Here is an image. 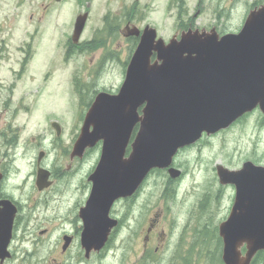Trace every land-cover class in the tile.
Returning <instances> with one entry per match:
<instances>
[{"label":"rangeland","instance_id":"1","mask_svg":"<svg viewBox=\"0 0 264 264\" xmlns=\"http://www.w3.org/2000/svg\"><path fill=\"white\" fill-rule=\"evenodd\" d=\"M81 2L83 8L88 2L91 11L82 35L84 39L92 35L93 29L102 26L104 11L117 13L119 4L117 0H65L58 4L50 0H0V21H7L6 27L0 30V38L8 50L0 66V85H4L0 93V164L4 165L6 160L2 137H18L15 151L8 149V155L16 156L9 162L11 174L4 186L21 206V217L14 225L11 243L13 256L6 264H221L217 225L226 217L233 191L219 186L215 166L236 169L246 160L264 165L260 110L246 114L217 134L203 136L192 146L181 148L173 158L184 171L181 179L167 182L161 169L152 170L135 193L133 202L117 200L112 206V214L124 217L125 223L112 238L110 252L106 257L93 252L89 258L85 257L80 245L82 225L78 209L89 192L87 175L98 160L100 148L88 151L80 161L75 159L69 171L65 169L68 153L88 102L101 90L117 92L123 80L121 61L127 59L129 49L125 47L117 52L110 47L104 51L100 48L65 57L60 44L70 30L76 11L82 8ZM230 3L234 7L228 25L240 28L252 5H260L264 0H222L220 5ZM162 12V8L151 12L150 20L157 19L158 33L162 32L166 39L172 27L170 19L162 23ZM28 47L26 70L18 74L16 70ZM10 88L13 94L9 93ZM7 95H11L10 108L5 101ZM51 121L61 126L60 145L50 151V147H42L49 156L46 162L56 164L66 173L60 174L46 191L45 202L34 203L36 197H43L34 185L39 150L35 144L41 136L54 137ZM25 144L29 145L27 149ZM156 211L160 218L149 247L144 249L145 229ZM28 212L32 213L31 218L37 216V219L24 222ZM75 223L78 234L62 254L61 235L63 231L74 233ZM45 228L48 231L39 233ZM183 246L187 247L186 262L177 259L183 254Z\"/></svg>","mask_w":264,"mask_h":264},{"label":"water","instance_id":"2","mask_svg":"<svg viewBox=\"0 0 264 264\" xmlns=\"http://www.w3.org/2000/svg\"><path fill=\"white\" fill-rule=\"evenodd\" d=\"M84 17H77L75 36ZM255 108L264 114V3L248 11L238 32L222 36L214 30L188 31L165 42L154 28H144L117 92L96 93L70 152V159L81 158L101 142L87 175L89 194L78 209L85 257L99 251L117 226L110 215L113 204L134 195L150 171L167 168L170 177L178 176L172 161L179 149ZM52 127L60 134L57 122ZM216 173L221 184L235 188L228 216L218 226L222 261L250 264L258 250L264 251V165L246 160L229 169L217 164ZM50 183L49 171L38 168L37 188ZM0 205L2 262L10 255L17 207L10 199Z\"/></svg>","mask_w":264,"mask_h":264},{"label":"flooded vegetation","instance_id":"3","mask_svg":"<svg viewBox=\"0 0 264 264\" xmlns=\"http://www.w3.org/2000/svg\"><path fill=\"white\" fill-rule=\"evenodd\" d=\"M64 1L65 0H52V1L50 0L51 3H56V4L62 3ZM117 1L119 3L118 7H117V13H112L111 10L104 11V13L101 16L102 26H99V27H96L95 29H93L92 35L85 38V39L82 38V35H83V33L87 27V21L89 19V16L91 15V11L89 9L88 2H87V5L85 8H83V2H81V7L83 9L81 8L78 11H76L75 16L72 20L73 22L70 25V30H69L68 34H66L67 36H65L64 40L62 41V44H60L62 52H63L65 57L82 55L83 53L86 54L89 51H92V50L96 51L100 48L104 51L105 49H109V47L113 50L117 49V52H118V50L127 47L129 49V51H128L129 55H128L127 59H124L123 61L120 60L122 62V65H123V79H124L128 62H129V60L133 54V51L135 50V48H136V46L140 40V36H141L144 28H147V26L155 29L157 38L160 37L165 42H167L171 38H175L178 40L181 37L183 32H188V31H191V32H195V31H197V32H203V31L204 32H211V30H214L218 36H222V35L227 34V33H236L239 31V29L241 28V25H242V24L240 25V28H232L231 25H228V23H230V20L232 18V9L234 6L232 3H230V5H228V6H225V5L221 6L220 3L222 0H216V1H214V0H193L192 3H191L192 0H165L164 3H162L161 0H117ZM212 2L214 4L211 5V7H209L210 6L209 4H211ZM163 4H164V6H163ZM255 6H258V5H252V8ZM161 8L163 11L162 16H160L162 18V23L165 22L166 20L170 19L171 27H172V30L166 39L163 36L162 32L158 33L159 23L157 22V19H155V21L150 20L151 12L160 11ZM247 13H246V15H247ZM83 14L85 15L84 20H83V25L80 29L79 34H76V36H75V26H76L75 23H76L77 17L81 16ZM5 22H7L6 19H4L3 21L2 20L0 21V30L3 27H6V25H4ZM3 40H4L3 38H0V66H1V62L3 61V59L5 57H7V54H8V50L4 47L5 44L3 43ZM27 45H29V43H27ZM114 45H116L117 48L114 47ZM25 50H26V52L24 54H26V55H25L24 59L22 60V64H20L19 69L16 70L18 72V74H20V71L24 72L26 70L27 64L24 62L27 61L26 56L29 54V47H28V51H27V49H25ZM107 52H109V50ZM101 64H103V63H101ZM99 66H101V65H99ZM10 68H11L12 72L15 71V69L13 67H10ZM3 87H4V85H0V93L3 90ZM9 93L13 94V88H10ZM7 96L8 97L5 99V101H6V104L8 105V107L10 108V106H9L10 105V101H9L10 99L9 98L11 95H7ZM93 98H92V100H93ZM92 100L88 102V106L92 102ZM255 111H259V109L255 108L254 110H252L248 114L250 115ZM245 116H242L241 118H239L237 120V122L240 121L241 119H243ZM53 122H57V121H51L50 122L51 128H53L52 127ZM259 125L262 128L264 127V114H261V121L259 122ZM60 128H61V126H60ZM54 131H55V129H54ZM78 133L75 134L74 138L72 139L73 143H74L75 139L77 138ZM218 133H219V131H218ZM133 134H134V132H133ZM214 134H217V132ZM214 134H210V135H206V134L204 135L203 134V136L208 137V136H211ZM60 135H61V130H60V134H57L55 131L54 137L49 138V139L45 138L44 136H41L40 141L35 144V146H37V148L39 149L36 160H35L36 173H37L38 168H40V167L47 169L49 171V179L51 180V183L43 189H38L36 184H34L35 188L37 190V193H39L40 195H43V197H36L34 203L39 201V200H42L43 202L46 201L45 200L46 198H44V196L46 195V191L55 183L56 180L59 179L60 174L63 175V173H66L65 172L66 170L69 171V169L72 166V163H73V161H75V159H77V161H80V160H82V158L84 157V155L88 151H90L92 149H96V148L99 149L101 147V142L99 141L94 146L86 148V150L84 151V154L81 158L75 156L73 159H70V153H68L69 163L66 165L67 166L65 168L66 170L60 169L59 166H57L56 164H53V163L48 164L46 162V160L48 159L49 156L47 155V151H45L42 148V147H47V149H48V147H50L48 149L50 151V149L55 148L57 146V144L60 145V142H59ZM17 138L18 137H16V139H13V137H10L8 139V137H6V135H5L2 137V142H1V144L4 145L6 148L5 151L3 152L4 156H6V160H5L4 165L0 164V173H1L0 200L10 199L16 205L17 212H16L15 217H14L12 236H11V239H10L9 244L7 246V251L9 252L10 255L8 257L4 258V260H2V262L0 261V264H6L13 256L11 243H12V239L14 236V225L19 221V219L21 217V215L19 214L20 208H21L20 204L11 195H9L5 191V186H4L5 180L11 174V169H9V167H11V166L9 165V162L11 161L12 157L16 156V154H14V153L12 154V156L8 155V152H9L8 149L11 148V150L13 152L15 151L14 147H17V145H18L17 144V142H18ZM192 145L193 144L188 145V146H192ZM28 146H29L28 144L27 145L25 144L26 149L28 148ZM72 146H73V144H72ZM188 146H185V147H188ZM178 152H180V150H178ZM7 158H9V160ZM252 162H254V161H252ZM254 163L260 164L258 162H254ZM172 166L179 170V175L174 177V178L169 176L167 168L161 169L167 177L166 178L167 182H170L172 180H179L184 176V171H183V169H181V165L176 164L175 161L173 160ZM236 169H238V168H236ZM215 172H216V166H215ZM36 173H35V179H36ZM216 175H217V173H216ZM217 178H218V176H217ZM218 182H219V179H218ZM34 183H35V181H34ZM219 186L222 188L225 186L230 187V189H232V191H233L232 197H231V202H230V205H229L228 210H227L226 215H225L227 217L228 213L230 211L231 205L233 203L235 188H234V185H232L230 183L221 184L219 182ZM88 194H89V192H88ZM88 194L86 195V198H87ZM135 198H136V194H134L130 197H127V198L119 199V200L120 201L133 202L135 200ZM85 200L86 199H84L82 205L84 204ZM82 205H80V206H82ZM1 207L2 206L0 205V208ZM33 209H35V208H33ZM37 210H38V208H37ZM31 214L32 213H30V212L26 213V216L24 218V222L29 223L30 220L35 221L37 219V216L31 218V216H32ZM110 215L114 218H117L118 224L111 231L109 239L105 242L104 246L99 251L93 252V254H95V255H98V256L102 255V256L106 257V255L110 252L111 243H113L112 238L115 236L118 228L123 227V225L125 223L124 217H121L119 215L116 216V215L112 214V212H110ZM124 216H126V215H124ZM159 218H160V213H159V211H156L148 222L147 228L145 229L146 231H145L144 239H143V248L144 249H147L149 247L151 236H152V234H154V230H155V227H156V224H157V221ZM74 222H76V221H74ZM219 223H218L217 227L219 226ZM75 224L76 225L74 226V233H72V232L68 233V232L63 231V233L61 235V239L63 240L62 245H61V253L62 254L66 253L67 249H69L70 246L75 241V234H78L77 223H75ZM29 231L30 230H28V233H29ZM46 231H48L47 228L42 229V231H40L39 233H44ZM217 233H218V230H217ZM217 235H218L219 241H220L219 242L218 259L220 260L221 264H224L222 261V245L223 244H222V240L219 236V233ZM65 237L68 238L67 242L65 240ZM161 238L162 239L164 238V233L161 234ZM80 245H81V243H80ZM166 248H167V246H166ZM186 248L187 247H184V246L182 247L183 254L177 257L178 260H181L183 262H186L188 260V257L184 254V252L186 251L185 250ZM241 250H242V252H244L245 251L244 247H242ZM254 258H255V261H254ZM263 258H264V251L258 250L255 253V255L253 256L250 264H261L263 261Z\"/></svg>","mask_w":264,"mask_h":264},{"label":"trees","instance_id":"4","mask_svg":"<svg viewBox=\"0 0 264 264\" xmlns=\"http://www.w3.org/2000/svg\"><path fill=\"white\" fill-rule=\"evenodd\" d=\"M254 261H255V258H254Z\"/></svg>","mask_w":264,"mask_h":264}]
</instances>
